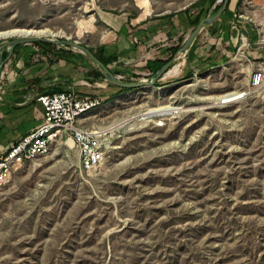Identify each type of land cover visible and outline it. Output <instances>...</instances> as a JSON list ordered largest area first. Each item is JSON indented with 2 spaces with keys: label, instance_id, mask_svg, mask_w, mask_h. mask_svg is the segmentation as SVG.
<instances>
[{
  "label": "rangeland",
  "instance_id": "rangeland-1",
  "mask_svg": "<svg viewBox=\"0 0 264 264\" xmlns=\"http://www.w3.org/2000/svg\"><path fill=\"white\" fill-rule=\"evenodd\" d=\"M123 7L121 0H0V33L51 30L54 39L95 49L106 28L95 11ZM230 9L236 16L226 27L237 42L215 68L195 67L188 77L178 59L170 70L179 69L153 84L157 73L134 74L147 85L87 115L89 126L115 134L96 173L81 171L77 148L61 146L0 188V264H264V83L248 90L264 59L247 53L264 47L251 41L264 0H231ZM15 38L0 40V59ZM217 47L228 45L222 38ZM59 49L98 67L78 50ZM242 91L244 99L218 103ZM168 107L172 118L140 121ZM117 122L127 124L115 129Z\"/></svg>",
  "mask_w": 264,
  "mask_h": 264
},
{
  "label": "crops",
  "instance_id": "crops-1",
  "mask_svg": "<svg viewBox=\"0 0 264 264\" xmlns=\"http://www.w3.org/2000/svg\"><path fill=\"white\" fill-rule=\"evenodd\" d=\"M198 1L121 0L124 7L118 12L101 9L95 11V20L99 19L106 26L99 34L100 41L96 48L102 47L106 57L116 59L108 69L114 75L127 78L134 74L158 73L159 68L172 56L171 49L178 46L182 39L184 44L191 34L190 19L195 12L187 13L185 10ZM175 4L184 6L172 7ZM235 11L229 8L224 18L205 26L194 41L195 46L189 55L193 45L186 53L179 51L174 56L173 60L182 61L180 72L186 63L187 75L195 67L199 70L207 67L213 69L217 61H222L231 53L237 40L234 41L233 36L229 35L230 28L226 27L228 25L225 21L235 17ZM224 30L225 35L221 37ZM252 36L254 38L251 41L256 44L254 40L258 35ZM222 38L228 48L221 52L217 45ZM12 51L0 78V159L12 143L18 142L42 124L44 110L38 102L40 96L66 90L90 94V97L103 100L119 95L120 91L109 86L106 79L93 81L90 78L88 84L84 82L88 79V73L96 69L85 59L74 57L71 63L56 61L33 45H23L15 52ZM247 53H250L251 59H264V47L249 49ZM88 120L86 117L80 125L90 127Z\"/></svg>",
  "mask_w": 264,
  "mask_h": 264
},
{
  "label": "built area",
  "instance_id": "built-area-1",
  "mask_svg": "<svg viewBox=\"0 0 264 264\" xmlns=\"http://www.w3.org/2000/svg\"><path fill=\"white\" fill-rule=\"evenodd\" d=\"M221 2L222 0L217 4ZM258 39L259 42L257 43L264 45V20L258 29ZM244 45H246L245 42ZM115 76L124 82L126 80L133 82L136 79L134 75H131L130 79L123 75ZM145 81L146 79L143 80V82ZM263 83L264 70L258 69L252 73L248 90H258ZM246 96L247 91H242L235 102L244 99ZM38 102L44 110L43 122L18 142L12 143L0 159V188L11 180L16 171L35 163L42 157L48 156L55 147L63 146L69 150L77 148L80 169L88 175L96 173L106 161L109 143L115 139L114 130L111 132L94 125L90 127L80 125V122L88 114L102 107L103 99L82 96L75 90H66L42 95L38 98ZM225 104L232 103L226 102ZM175 114L174 110L173 114L164 116L159 120L166 121ZM132 120L135 119L130 118L127 123ZM146 120L149 121L148 119L142 121ZM127 123L117 125L115 129L125 127Z\"/></svg>",
  "mask_w": 264,
  "mask_h": 264
},
{
  "label": "trees",
  "instance_id": "trees-1",
  "mask_svg": "<svg viewBox=\"0 0 264 264\" xmlns=\"http://www.w3.org/2000/svg\"><path fill=\"white\" fill-rule=\"evenodd\" d=\"M230 4H231V0L229 1L228 7L225 10V12L223 13V15L221 16V18H224L228 12H229V8H230ZM223 2H221L220 4H217V0H199L198 2L190 5L185 11L187 13L189 12H195V14H192V17L190 19V26L192 29H195L199 23L204 20L205 18H207L210 15H214L216 14L220 8L222 7ZM214 8V9H213ZM213 9V11H212ZM34 48L42 51L45 54H49V53H53V57H55L57 60H62L65 61L67 63H71L72 58L77 57L82 59V55L79 54H75L71 51H69L70 53L64 51L63 49H59L58 51H56L57 46L50 44V43H44V42H36L34 44H32ZM183 39L180 41V44L174 48H172V56L170 57V59H168L159 69H161L165 64H167L168 62H171L174 58V56L180 51V49L183 47ZM23 45H18L14 48V50L12 52H15L16 49H18L19 47H21ZM195 44L192 46V48L190 49L188 55L191 53V50L194 48ZM89 50L94 54V56L106 67L109 68V65L115 61L116 59L113 57H106L104 55V51L102 47L99 48H89ZM11 52L10 51H4L3 56H2V61L5 62L7 60V58L10 56ZM87 58V57H86ZM227 62V60H225ZM188 62H189V57H188ZM4 69V66L2 68V71ZM192 73L188 75V77H191ZM88 79H85V83L88 84L89 79L92 78L93 81H105L106 76L105 73L102 71V69L100 67H97L96 69L91 70L88 75H87ZM109 86L115 87L117 88L120 92H126V91H130L131 89H124V88H120V87H116L113 85L108 84ZM63 92V91H61Z\"/></svg>",
  "mask_w": 264,
  "mask_h": 264
},
{
  "label": "water",
  "instance_id": "water-1",
  "mask_svg": "<svg viewBox=\"0 0 264 264\" xmlns=\"http://www.w3.org/2000/svg\"><path fill=\"white\" fill-rule=\"evenodd\" d=\"M230 0H222L223 5L220 8V10L214 14L210 15L204 20H202L199 25L192 31V33L187 37L183 47L180 49V53H186L190 47L193 45L194 41L196 40L197 36L199 33L203 30L205 26L211 25L217 20L221 18L223 13L228 7ZM36 42H44V43H50L53 45L57 46H67L71 47L75 50H78L80 53L88 56L94 63L98 65L102 69V71L105 73L106 76V81L110 85L124 88V89H135V88H140L143 87L144 85H147V83H142V82H124L120 81L108 68H106L95 56L94 54L89 50L88 47L80 45L77 41H70L68 39L65 40H58L54 38H45V37H37V36H31V37H17L15 39H12L8 43H6V46L10 48V50H14V48L18 45H32ZM5 46V47H6ZM6 48L3 50L1 59H0V78L2 74V68L4 66V62L2 61V56ZM172 62L167 63L165 66H163L159 72L155 75V80L152 81L153 84L156 80L163 78L169 71H170V66Z\"/></svg>",
  "mask_w": 264,
  "mask_h": 264
},
{
  "label": "bare ground",
  "instance_id": "bare-ground-1",
  "mask_svg": "<svg viewBox=\"0 0 264 264\" xmlns=\"http://www.w3.org/2000/svg\"><path fill=\"white\" fill-rule=\"evenodd\" d=\"M31 36H37V37L48 36L45 38H56L57 37L56 34H54L53 32H51L49 30L15 29V30H9V31H5V32H1L0 33V40L12 38V37H31ZM243 46H245V45H243ZM179 66L174 67L168 73L176 72L179 69ZM240 93L241 92H235V93L227 94L224 97H222L221 99H219L218 103L219 104H225L226 102L233 103L240 97ZM168 108L150 109V110L146 111V113L141 115L140 121L144 120V119H148L149 121H156V120L162 119L164 116H168V115L173 114L174 110L170 107H168ZM118 125H120V124H118Z\"/></svg>",
  "mask_w": 264,
  "mask_h": 264
}]
</instances>
